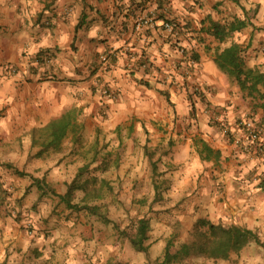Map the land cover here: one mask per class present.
Listing matches in <instances>:
<instances>
[{"label":"clouds","instance_id":"1","mask_svg":"<svg viewBox=\"0 0 264 264\" xmlns=\"http://www.w3.org/2000/svg\"><path fill=\"white\" fill-rule=\"evenodd\" d=\"M261 96L264 0H0V264H264Z\"/></svg>","mask_w":264,"mask_h":264},{"label":"crops","instance_id":"2","mask_svg":"<svg viewBox=\"0 0 264 264\" xmlns=\"http://www.w3.org/2000/svg\"><path fill=\"white\" fill-rule=\"evenodd\" d=\"M161 18H163V17H161ZM148 35H151V33L149 32ZM199 93H200L199 96L201 97V99H203V98H204L203 93H202V92H199ZM197 95H198V94H197ZM255 107H256V106H253V110H255Z\"/></svg>","mask_w":264,"mask_h":264},{"label":"trees","instance_id":"3","mask_svg":"<svg viewBox=\"0 0 264 264\" xmlns=\"http://www.w3.org/2000/svg\"><path fill=\"white\" fill-rule=\"evenodd\" d=\"M260 98H261L262 100H264V96H261Z\"/></svg>","mask_w":264,"mask_h":264},{"label":"rangeland","instance_id":"4","mask_svg":"<svg viewBox=\"0 0 264 264\" xmlns=\"http://www.w3.org/2000/svg\"><path fill=\"white\" fill-rule=\"evenodd\" d=\"M197 94H198V95H200V93H199V92H197Z\"/></svg>","mask_w":264,"mask_h":264},{"label":"built area","instance_id":"5","mask_svg":"<svg viewBox=\"0 0 264 264\" xmlns=\"http://www.w3.org/2000/svg\"><path fill=\"white\" fill-rule=\"evenodd\" d=\"M262 151H264V149H262Z\"/></svg>","mask_w":264,"mask_h":264}]
</instances>
